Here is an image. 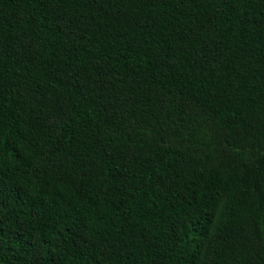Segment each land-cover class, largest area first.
Returning <instances> with one entry per match:
<instances>
[{"label": "trees", "instance_id": "16d2710c", "mask_svg": "<svg viewBox=\"0 0 264 264\" xmlns=\"http://www.w3.org/2000/svg\"><path fill=\"white\" fill-rule=\"evenodd\" d=\"M0 264H264V0H0Z\"/></svg>", "mask_w": 264, "mask_h": 264}]
</instances>
